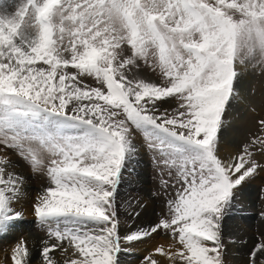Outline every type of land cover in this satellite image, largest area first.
<instances>
[{
    "label": "snow or ice",
    "instance_id": "6c2138e0",
    "mask_svg": "<svg viewBox=\"0 0 264 264\" xmlns=\"http://www.w3.org/2000/svg\"><path fill=\"white\" fill-rule=\"evenodd\" d=\"M250 77L264 81V0H20L0 11V237L24 221L27 167L47 180L31 205L46 236L38 264H122L161 235L170 243L140 264H227L236 194L264 172V118L220 155ZM141 152L159 201L146 224L142 199H120ZM32 254L20 239L11 262ZM246 264H264V233Z\"/></svg>",
    "mask_w": 264,
    "mask_h": 264
},
{
    "label": "rangeland",
    "instance_id": "374dc122",
    "mask_svg": "<svg viewBox=\"0 0 264 264\" xmlns=\"http://www.w3.org/2000/svg\"><path fill=\"white\" fill-rule=\"evenodd\" d=\"M19 2L20 0H0V11H14L15 5ZM246 81L248 82L245 85V89L244 91H241L242 93L244 92L242 94V97L244 99L241 98L243 103H235L232 107L233 110L231 109V112L233 113L232 118L236 120H245V123L250 122L249 129L248 125L244 126L237 124L234 126V128H236L237 130L233 128V131L231 132L228 129V133H223L224 136L222 135L223 138L228 137V140L230 138L234 139V143L229 140L231 143L234 144V149H237L236 147H238L242 141H246L252 134L257 133L258 130L256 128V121L260 118H264V81H261L258 78L251 77L246 79ZM252 86L255 87V95H252L249 90ZM253 108L255 109V111H252ZM257 158L262 159V162H264V158H261L260 156H258ZM139 163L134 165L135 172H133L131 176H128L127 173L125 174L127 180L121 188L120 199L124 200L129 198L130 196H136L142 199L144 204L147 205L148 202H145L143 197L141 198V196H137L140 194V192H138V190L133 189L134 186L137 184L139 185V183L142 184L141 186H145L146 184L147 188L145 187L144 189L145 194L147 193L146 199L149 200L150 205L152 206L153 211L151 210V214L155 216L156 211H158L159 209V201L155 200L151 196V193L156 190L157 185L155 180L156 173L153 170V165L151 164V161L149 159V154H147L146 152H141V155L139 157ZM142 168L145 169L142 170ZM19 171H21L25 176L28 175L27 182H31L30 185H33L27 186L26 188V192L29 191V194L32 195L31 197H29V200L31 201L32 205V201L35 195L47 185L46 177L42 175L32 174L27 167H22L19 169ZM144 176L147 178H145ZM139 179L141 181H139ZM142 179L145 182L142 181ZM244 190L246 192H244ZM22 206L23 205H17L18 209L24 213V221L20 223L16 227V229L7 236V238L0 237V255H4H2L3 259L5 257L6 259L7 257L8 259L10 258L9 255H11L12 247L20 239L25 240V238L27 237L31 241L34 240L35 242H37L38 246H35V249H37L40 246L41 239L46 238L45 233L35 223V218L32 215L31 206L28 205L25 207V209ZM262 211H264V172H260L254 179L246 183L236 194L235 206L229 218L225 222V238L228 241L227 264H242L244 256L243 254L237 252L238 246H246L249 240H251L253 243H256L260 235L264 233V218L261 217ZM122 219H126L123 214ZM235 234L241 239L240 241H238V243H232V241H234L235 239H230L231 235ZM159 237L166 238L169 240V238L166 236L161 235ZM160 238L154 239L159 240ZM150 243L151 242L145 241L144 243L135 245V247H133V250L122 256V264H125L127 262L129 264H140L141 258L146 255L147 251H149V245H151ZM233 249L235 250L233 251ZM56 255L58 257V260L61 259L59 257V253H57Z\"/></svg>",
    "mask_w": 264,
    "mask_h": 264
},
{
    "label": "bare ground",
    "instance_id": "6f19581e",
    "mask_svg": "<svg viewBox=\"0 0 264 264\" xmlns=\"http://www.w3.org/2000/svg\"><path fill=\"white\" fill-rule=\"evenodd\" d=\"M241 98H243L242 97V93H241ZM244 99V98H243ZM242 102V99H240V101H239V103H241ZM244 102H245V100H244ZM243 103V102H242ZM233 110V109H232ZM227 125H226V127H225V130H227V129H229L231 132L233 131V128H234V126L235 125H248V129H249V126H250V122L249 123H245L244 121L245 120H236V119H234V118H232V112H231V110L229 111V113H228V115H227ZM234 129H236V128H234ZM237 130V129H236ZM247 131V130H246ZM238 132H239V130H238ZM230 134V133H229ZM231 135V134H230ZM236 135V134H235ZM239 137V136H238ZM242 137V136H241ZM240 137V138H241ZM231 142H233V140L234 139H232V138H230L229 139ZM228 140V137H226V138H223L222 137V145H221V152H220V155L222 156V157H226V156H228V155H230L231 153H233L234 151H236V149H234V142L233 143H231L230 141ZM237 142V141H236ZM237 144V143H236ZM237 148V147H236ZM141 159V158H140ZM140 164V163H139ZM145 169V168H144ZM143 168H142V170H144ZM143 172V171H142ZM145 172V171H144ZM148 172V171H147ZM27 174V173H26ZM28 176V175H27ZM26 176V177H27ZM30 177H31V175H30ZM145 177V176H144ZM145 178H147V177H145ZM138 180V179H137ZM139 181H141L140 179H139ZM142 181H144L143 179H142ZM145 182V181H144ZM144 182H141V183H144ZM31 183V182H30ZM30 183L29 182H27V186H31L30 185ZM134 184V183H133ZM133 184H132V186H133ZM35 185V184H34ZM138 185V184H137ZM137 185H135L134 186V190H138V192H140V194L139 195H137V196H141V198L143 197L144 198V201L145 202H148L147 203V205H146V207H145V209L143 210V212H142V215H141V217H140V219H139V221H138V223H142V224H146V223H148V222H150V221H154L155 220V216L153 215V214H151V210H152V206L150 205V202H149V200L148 199H146V196H147V193L145 194V187H146V184H145V186H141L142 184H140L139 183V185L137 186ZM149 185V184H148ZM252 185V184H251ZM33 186V185H32ZM131 186V187H132ZM36 187V186H35ZM130 187V188H131ZM250 187V186H249ZM147 188V187H146ZM132 189V190H133ZM144 190V191H143ZM254 191V190H253ZM136 192V191H135ZM244 192H246L245 190H244ZM27 193V195H26V197H25V199H23L21 202H20V204L18 205V206H20V205H23L22 207H24V209H25V207L26 206H28V205H30L31 206V201L29 200V197H31L32 195L31 194H29V191H27L26 192ZM252 194V193H251ZM246 195H248V194H246ZM150 196V195H149ZM253 196V195H252ZM29 208V207H28ZM24 211V210H23ZM153 211V210H152ZM121 212H122V214H123V209L121 210ZM153 213V212H152ZM247 230V229H246ZM233 231V230H232ZM252 231V230H251ZM244 232H246V231H244ZM244 232H242V233H244ZM235 233V232H234ZM241 233V232H240ZM251 233V232H250ZM238 235V234H237ZM246 237V236H245ZM155 238H160L159 236L157 237H155ZM230 239H235L234 241H235V243H238V241H240L241 239L239 238V237H237L236 236V234L235 235H231V237H230ZM242 240H244V239H242ZM25 241L28 243V245H29V247L33 250V254H32V261H31V264H38V258H37V254H36V249H35V246H38L37 245V242H35L34 240L33 241H31V240H29L27 237L25 238ZM227 241V240H226ZM232 241V240H231ZM230 241V242H231ZM254 241V240H253ZM148 242H151L150 244L151 245H149L150 247H149V250L150 249H152L156 244H158V243H162V244H164L165 246H167L169 243H170V241L168 240V239H166V238H160L159 240H155V239H153V240H148ZM14 244V243H13ZM254 243L251 241V240H249L248 241V243L246 244V246H238V249H237V252H239L240 254H243V262H242V264H246V254H247V252L249 251V249L252 247V245H253ZM15 245V244H14ZM230 245H232V244H230ZM243 245V244H242ZM135 247V246H134ZM1 248V247H0ZM237 248V247H236ZM231 249H232V247H231ZM132 250H133V248H132ZM235 249H233V251H234ZM234 253V252H233ZM232 254V253H231ZM3 254H1L0 256V264H12V262L10 261V258H11V255H9V259H8V257H7V259H6V257L3 259V256H2ZM57 259H58V257H57ZM8 260H9V262H8ZM240 261V260H239ZM238 262V261H237ZM125 264H129L128 262L127 263H125Z\"/></svg>",
    "mask_w": 264,
    "mask_h": 264
}]
</instances>
